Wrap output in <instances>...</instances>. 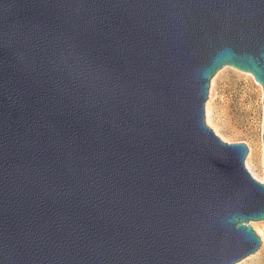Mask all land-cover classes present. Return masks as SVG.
Returning a JSON list of instances; mask_svg holds the SVG:
<instances>
[{
    "label": "water",
    "instance_id": "obj_1",
    "mask_svg": "<svg viewBox=\"0 0 264 264\" xmlns=\"http://www.w3.org/2000/svg\"><path fill=\"white\" fill-rule=\"evenodd\" d=\"M261 87L264 0H0V264H233L264 179L204 123Z\"/></svg>",
    "mask_w": 264,
    "mask_h": 264
},
{
    "label": "rangeland",
    "instance_id": "obj_2",
    "mask_svg": "<svg viewBox=\"0 0 264 264\" xmlns=\"http://www.w3.org/2000/svg\"><path fill=\"white\" fill-rule=\"evenodd\" d=\"M246 73L223 66L211 76L203 104L204 123L224 142L244 143L247 147L245 162L248 160L253 164L255 175L264 179L262 92ZM248 223L259 237L260 244L253 253L233 264H264V222L255 220Z\"/></svg>",
    "mask_w": 264,
    "mask_h": 264
},
{
    "label": "bare ground",
    "instance_id": "obj_3",
    "mask_svg": "<svg viewBox=\"0 0 264 264\" xmlns=\"http://www.w3.org/2000/svg\"><path fill=\"white\" fill-rule=\"evenodd\" d=\"M246 73V72H245ZM246 75H248V76H250L251 78H252V76H251V74H249V73H246ZM253 79V78H252ZM254 83L258 86V87H260L259 86V84H257L255 81H254ZM208 122V120H206V123ZM246 159V158H245ZM244 166H245V168H246V170L248 171V173L253 177V178H255L257 181H259V182H261L262 181V179L263 178H261V179H259L256 175H255V166L253 165V164H251L248 160L245 162V160H244ZM264 240V239H263ZM264 242V241H263Z\"/></svg>",
    "mask_w": 264,
    "mask_h": 264
}]
</instances>
